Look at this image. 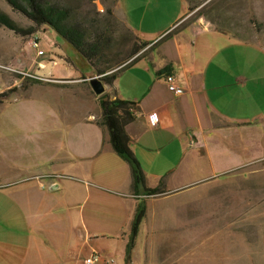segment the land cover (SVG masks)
<instances>
[{
	"label": "crops",
	"instance_id": "1",
	"mask_svg": "<svg viewBox=\"0 0 264 264\" xmlns=\"http://www.w3.org/2000/svg\"><path fill=\"white\" fill-rule=\"evenodd\" d=\"M180 3L179 15L149 39L128 26L149 46L106 90L136 104L127 133L146 175L139 191L101 124L78 52L42 28L8 56L38 83L23 91L3 76L0 94L17 91L0 109V264H84L96 250L85 255L87 237L79 248L83 233L110 236L143 204L153 236V222L175 202L181 226L166 235L181 237L167 241L170 258L160 264H264V45L212 21L179 29L188 11V1ZM169 75L183 95L169 91ZM129 237H121L125 257ZM137 248L136 240L131 264ZM105 258L98 264H109Z\"/></svg>",
	"mask_w": 264,
	"mask_h": 264
},
{
	"label": "rangeland",
	"instance_id": "2",
	"mask_svg": "<svg viewBox=\"0 0 264 264\" xmlns=\"http://www.w3.org/2000/svg\"><path fill=\"white\" fill-rule=\"evenodd\" d=\"M57 1H59L62 5L71 8L74 14L73 16H75L78 20H81L88 26H90L91 23H95V21H98L101 25L110 26V29L113 30V33H115V38H117L118 40L122 36H127L126 29L120 24L117 25L112 18H109V11L113 13V17L119 19L120 22H123L125 24H127L125 20L129 18V23L127 24V26H131L132 24L137 25L134 27L140 32L143 31V33H147L148 39L149 37H153L159 29H164V27H166L168 23H170L172 19L179 15V13L181 12L180 0ZM187 1L188 11L185 12L187 14L184 17V21L182 22V25L179 27V29L183 28L188 23L193 24L197 21H212V23L229 27V30L232 31L234 35L243 40L255 42L260 41V43L264 45V0ZM182 6L185 7L184 2ZM189 8L191 10H189ZM0 10L8 14L12 18V20L23 29H27L33 26V23L31 21H29L21 13L15 12L5 0H0ZM42 28L47 27L39 28L35 34L40 32ZM35 34L29 36L17 35L8 28L0 25V91L3 89V85H5L3 82V76L5 73L9 78L17 81L20 84V87L23 83L28 82V79H31L30 77H24L23 75H20V71L23 70L21 68H17V66L19 65L17 63V60H9L8 56L13 54L16 48L27 44L29 40L34 38L33 36ZM187 36L188 35L185 30L180 31V40L183 39L184 41ZM123 46L124 48L122 49L120 56L121 59L126 58L129 55L131 48V45ZM157 52V50H154V53ZM83 59L84 58H82V61ZM75 65L77 66V64ZM79 69L80 68H78V70ZM38 90L39 89H36L35 92L39 93ZM80 195L78 202L80 201L79 203H83L85 195L84 193L83 195L80 193ZM175 203L173 206H170L169 208L164 210L162 212V216L158 220H156V222H153L156 225L157 229L156 234H154L153 236L150 235L151 221H146L147 219L143 220L144 222H142L140 226V233L138 234L137 238L138 248L136 251H139V255L136 254L134 256L135 264H160L161 261L166 263L169 257L165 252L169 246L167 241H173L178 239V237H181V235H178L175 232L172 233L171 236L169 235L167 237L166 235L167 231L174 228V226H181V218H178L179 212L177 211V208L181 207V205L179 204L180 202ZM85 213H87V206ZM130 228L131 224L127 223L122 227L120 225L119 228H110L108 230L110 236H103L102 233L104 232L101 231H96L95 235L93 234L94 236L92 235L91 237L85 236V234L83 233V236L81 238H78L79 248L83 247V242L87 237V241L83 249L86 256L91 253V250L93 248L98 253H101L103 255V259L105 258V255H108V257L105 258L106 261L114 260V264H125V245L124 240L121 237L126 236L127 239L130 234ZM80 231L82 230L80 229ZM204 241L208 244H211V242H213L211 236L209 239H204ZM172 245H176L175 242H173ZM146 250H148L149 252L146 253ZM173 261H177V259L173 257ZM181 263L182 262H180L179 264ZM204 264H214V260L207 259Z\"/></svg>",
	"mask_w": 264,
	"mask_h": 264
},
{
	"label": "trees",
	"instance_id": "3",
	"mask_svg": "<svg viewBox=\"0 0 264 264\" xmlns=\"http://www.w3.org/2000/svg\"><path fill=\"white\" fill-rule=\"evenodd\" d=\"M15 11L21 13L33 26L23 29L12 18L0 10V25L8 28L17 35L29 36L41 27H47L56 32L64 41L84 58L97 75L102 76L104 83L112 88L121 71L128 65V61L145 50L149 43L138 38L134 32L119 19L112 18L117 25L126 29V35L119 40L115 38L110 26L101 25L98 21L90 26L73 16L71 8L62 5L57 0H5ZM189 10H191L189 8ZM125 24V26H124ZM191 25L190 23L186 24ZM184 26V27H185ZM122 39V41H121ZM123 45H131L130 53L121 59ZM38 83L33 78L28 79L20 87L26 91L31 85ZM17 89H10L0 94V109L10 99ZM102 109L101 124L109 134V141L118 156L125 160L132 173L133 188L135 191L144 189L146 175L143 172L134 152L131 149V139L127 133V126L135 120L131 108L136 107L133 102L122 100L118 97L111 98L108 93L99 97ZM149 195L162 194L160 190H147ZM146 208L140 204L131 223L130 237L127 247L126 263L131 264L132 252L135 248L140 226L146 217Z\"/></svg>",
	"mask_w": 264,
	"mask_h": 264
},
{
	"label": "built area",
	"instance_id": "4",
	"mask_svg": "<svg viewBox=\"0 0 264 264\" xmlns=\"http://www.w3.org/2000/svg\"><path fill=\"white\" fill-rule=\"evenodd\" d=\"M34 47L37 48L38 44L34 42ZM40 55L43 54V52H39ZM168 89L171 93H173L175 96H181L184 94V90L180 88L177 85V81L175 76L169 75L166 79ZM136 107L131 108L132 111H135ZM150 124L153 128L158 126V114L157 112L152 113L149 116ZM103 259V255L101 253H98L97 251H93V253L90 255V257L84 262V264H98ZM107 263L114 264V260H107Z\"/></svg>",
	"mask_w": 264,
	"mask_h": 264
},
{
	"label": "water",
	"instance_id": "5",
	"mask_svg": "<svg viewBox=\"0 0 264 264\" xmlns=\"http://www.w3.org/2000/svg\"><path fill=\"white\" fill-rule=\"evenodd\" d=\"M87 67H88L87 70L84 72L86 80L91 85V88L95 93V95L100 97L106 93L107 85L102 80V76L97 75V73L88 63H87Z\"/></svg>",
	"mask_w": 264,
	"mask_h": 264
}]
</instances>
